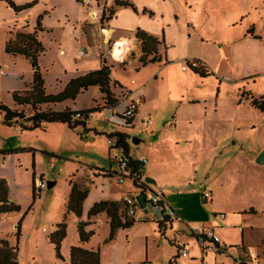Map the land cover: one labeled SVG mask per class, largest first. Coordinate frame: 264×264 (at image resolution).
<instances>
[{
    "label": "rangeland",
    "instance_id": "obj_1",
    "mask_svg": "<svg viewBox=\"0 0 264 264\" xmlns=\"http://www.w3.org/2000/svg\"><path fill=\"white\" fill-rule=\"evenodd\" d=\"M14 1L17 5L34 1L37 4L18 14L0 10V104L11 106L12 94L30 90L27 83L33 78L28 60L6 53L5 43L11 30L31 34L40 20L43 31H38L37 35L44 52L38 65L44 75L47 95L59 93V81L69 82L83 76L85 66L89 71L97 70V56L99 50L102 51L101 57L108 65L120 68L113 72L118 83L133 88L143 86L142 93L147 98V104L140 108L143 116H137L134 130L126 134L129 144L134 137L141 140L139 145H130L134 158L152 160L156 155L160 161L157 175L170 182L176 178L180 186L177 184L170 189L190 193L189 196L170 197L172 209L180 217L183 210L194 217L206 215L213 219L215 214H224L226 219H235L239 224L229 228L230 235L239 246L247 241L248 259L252 264H264V165H258L254 159L260 149L264 151V113L251 105L252 98L264 100V0H131L137 11L130 7L118 8L121 7L116 5L118 0L115 3L114 0ZM110 10H115L112 19L102 20L103 16H109ZM162 16L173 18L169 32L176 33L174 46L168 44L170 60H181L178 65L186 62L198 65L197 60H201L213 76L201 78L187 69H182L187 73L180 74L176 64L166 69V74L159 75L160 64L141 67L135 62L139 59L136 47L122 62L112 58V50L120 39L106 37L109 34L103 32L106 24L111 27L139 24L136 30H144L156 27L155 19ZM251 27L260 42L249 45L244 39H248L245 36H249ZM158 39L162 40L161 34ZM85 46L89 47L88 54L79 56L78 50ZM164 47L165 44L158 46L162 57ZM179 91L187 96L182 105L174 99ZM116 92L118 98L125 94L120 88ZM140 93L136 96L142 99ZM102 106L105 105L98 89L90 88L74 102L60 105L59 109L79 112ZM175 109L181 111V118L191 121L190 124H183L177 134L167 139L173 140L172 143L165 141L150 150V144L159 139L155 137L161 128L172 120ZM24 110L29 116L30 110ZM121 110L122 107L116 109L118 117L122 118ZM147 114H151L152 124L141 132L140 119ZM115 115L111 110L97 111L89 115L86 128L80 125L71 129V133L67 132L68 135L50 129L43 138H37L39 130L20 134L14 127L3 125L0 111V150L8 153L5 157L0 155V178L8 181L15 205L19 207L18 212L0 220V239L17 248L19 264L70 262L69 250L63 251L65 262L56 258L47 235L60 221L69 181L74 174L81 177L89 169H97L103 175L107 171H120L108 142L111 134L124 131L123 121ZM55 126L60 128V125L52 128ZM181 138L187 145L175 147ZM29 143L59 156L44 155L39 150L35 159L32 153L16 152ZM38 179H44L47 187L40 196L35 193L33 198L32 187L36 191ZM102 181L113 191L121 187L116 177L112 180L104 177ZM48 182H56V185L49 189ZM127 183L132 181L128 179ZM205 191H212V201H203L201 195ZM71 220L72 227L69 222L67 224L65 243H71L73 238L77 241V229L74 219ZM146 222L128 233H120L113 245H106L108 228L100 220L96 234L86 247L95 250L100 247L107 264H123L120 255L124 243L129 242L128 253L123 251L132 263L140 259L143 244L146 256V245L150 243L151 257L156 258L152 264H168V255L178 251L170 240L189 230L177 228L167 240L153 244V231L158 232V229ZM237 227H242L244 233Z\"/></svg>",
    "mask_w": 264,
    "mask_h": 264
},
{
    "label": "crops",
    "instance_id": "obj_2",
    "mask_svg": "<svg viewBox=\"0 0 264 264\" xmlns=\"http://www.w3.org/2000/svg\"><path fill=\"white\" fill-rule=\"evenodd\" d=\"M124 1H128V2L132 3L131 0H124ZM114 3H115V0H114ZM118 8H123V7H118ZM0 10L1 11H11V12H13L3 2H0ZM102 13H101V15H102ZM172 22H173V18H171V16H162L159 19H157V18L155 19L154 23L156 24V27L144 28V30L147 31L148 34H150V35H152L154 37H157V38H158V36H160V34L164 35L165 47H166V45L168 46V44H170V46L172 47V46H174L173 44L176 41L175 40L176 33L175 32H171V31L169 32V30H171L170 28H171V26L173 24ZM187 24L189 25L188 20H187ZM106 27L107 28H104V30L103 29L102 30H103V32H105V31L108 32L109 34H106L107 36L105 34L102 35V36H104V38L106 36L107 38L114 37L116 39L117 38L118 39H126L128 41H131L132 44L134 45V47H136V51H138L139 59H140V57L142 56L141 45H140V42L136 39L135 33H134L136 31V28L139 27V24H136L134 26L128 25L127 27L126 26L111 27L110 25L106 24ZM251 29H252V27H251ZM248 35L251 36V37L249 38V36H245L248 39H244V41L248 42L249 45L251 43L260 42L259 39L255 38L257 36L256 33H254V32H253V34H249L248 33ZM9 37H10V35L8 33V39H9ZM168 39H170L169 42H168ZM170 46L166 47L165 52L163 54V61L162 62L149 64L147 66L154 65V64H160L159 69H158L157 72H159V75L160 74L164 75V74L167 73V72H165L166 69H171V68L174 67V64H176L177 65L176 67L178 69V71H177L178 73H180V74L187 73L188 71L184 72L181 69L183 64L178 65L181 60H176V59L175 60H172V59L170 60L169 54H168V50L170 49ZM85 47H87V46H85ZM82 48H84V47H82ZM79 50H78V52H79ZM61 52H63V51H61ZM100 52H102V51L99 50V53H98V56H97L98 61H99V64H97V66H99V67H97L98 69L101 68V65H102V62H101L102 57H101ZM165 56H166V58H165ZM139 59L135 60V62L139 63ZM165 59H166V61H165ZM199 61L203 64V66H205L207 68V65H206L205 62H203L201 60H199ZM139 65H140V63H139ZM161 65H163V67ZM85 68H86V70H84L83 75H85V74H87V73H89L91 71H94V70H90L89 71L86 66H85ZM118 69H120V68L119 67H113L112 68L111 76H112V79L114 81L115 80L117 81V79L114 77L113 72L118 70ZM212 76H213V74H212ZM157 77L158 76H156L155 79H157ZM32 79L29 80V83H27V85L30 86V87H31ZM59 83H60V87H59V92H60V91L63 90V88L65 87V85L68 82L59 81ZM91 88L98 89V87H91ZM118 88H120V90H123L124 93H125L124 95H122L121 98H118V95H117V92H116V90ZM142 89H143V86H140V87H137V88H135V87L133 88L132 86H129V85H126V84H125V86L120 84V85H118L116 87H112L113 93L115 95H117V98H118L117 105L115 107H108V106L107 107H103L102 106V108H101V110H99V112L106 111V110H108V111L111 110L112 113L116 114L115 116L119 120L123 121L121 119V117H118L117 114H119V113H118V111H116V109L118 107H122V110H121V112H122L126 108V106L128 104V101L130 99H139V100H141V103H140V105L138 107V110L136 112V114H137L136 117L134 116L130 126L126 127L124 125V127H123L124 128L123 132H125V134H126V132L128 134H130V131L134 130L133 127H135L137 116L138 115L143 116V115H141V112H140L141 106L142 105L145 106L147 104V98L145 97L144 93H142ZM88 91H85L84 93H86ZM98 91H99V89H98ZM139 92H141L140 95L143 97L142 99H141L140 96H136L137 94H139ZM84 93L80 94L78 96V98L80 96L84 95ZM99 93H100V91H99ZM119 93H122V92H119ZM175 95L176 96L174 97V99H176V101L179 104L182 105L186 101L187 96L184 95L181 91L175 93ZM100 96L102 97V102H104L103 94L100 93ZM169 100H172V99H169ZM66 102H74V101H65L63 103H66ZM12 103H11V106H12ZM63 103L58 104V105H54V106H50V107L53 110H55V111H63V110L59 109V106L62 105ZM178 108H180V107H178ZM151 111H153V110H151ZM181 116H182L181 115V111L179 112L178 109L177 110L175 109L174 115L172 117V120L168 121L165 124V126L163 128H161V130L159 131V133L155 137V138H159V139H157V141L152 142L150 144V150L153 151L155 147H157L158 145H161L163 142L167 141V139L172 138L171 136H174L175 134H177L178 130L181 128V126L183 124H186V123L190 124L191 121L183 119V118H181ZM145 117H150L151 118V114H147V115H145L144 117H142L140 119V124L142 126L141 127V132H143L145 129L149 128V126L147 128H144L143 125H142V121H143V119ZM122 123L124 124V122H122ZM50 125H52V126H50ZM53 125H60V126H58L60 128H57L56 126H55V128H52ZM65 127H66V124H62V123H47L45 127L42 126L41 128L35 129V130H39L40 131V134L39 133L36 134V137L37 138H43L44 137L43 135H45V133H48L50 129H52V130L57 129L58 131H62V132L66 133L68 135V133H71V129L68 128V127H67L68 128L67 129ZM167 127H169V130H167ZM14 128L17 131H19L18 127H14ZM85 128H86V126H85ZM35 130L26 131V132H20L19 131V132H20V134H25V133L34 132ZM123 132H121V133H123ZM151 134L154 136V132H151ZM178 137H179V135H178ZM133 139L136 141V143L137 142L138 143L137 144L133 143L132 142ZM46 141L47 140H45V142ZM172 141L173 140H170V142L169 141H167V142L172 143ZM140 142H141L140 139L134 137V138L131 139L130 145L136 146V145H139ZM30 144H32V143H29L28 146H26V147H22L21 149H17L16 152L17 153L20 152V154H21V152H25L27 154H31L32 153L33 156L35 157V159H36V156L39 153V150L44 155L47 154V155L52 156V157L53 156H59L55 152L53 153L52 151H47L46 149L45 150L37 149V147L36 148L32 147ZM180 144L183 145V146H186L187 142L183 141V139L181 138L180 142L175 143L174 145H175V147H178ZM130 145H129V150H128L129 156L132 157L135 160H139V158H134L132 156V151L130 149ZM261 151H262V149H260L258 151V153L255 154L256 156L254 155L255 156L254 159L257 158V156L259 155V153ZM5 156H8V153L6 155H3V157H5ZM140 159H147V158H140ZM147 161H148L147 165L140 167V169H141L140 180L144 181L146 183V185H147V189L148 190L150 189L151 191H148V190L144 191L143 196L139 199V202H138V203H140V205H146L147 209L145 211H142L141 209H138L137 210V214H136V218L134 219L135 220L134 225L131 228H128V229H119V230H117L116 233H115L114 239L111 240L110 242H108V238H109V235H110V219H109L107 213L106 212L101 213V214H99V215H97V216H95V217H93L92 219L89 220V218H88L89 211L91 210V208L96 203H99L101 201L119 203L121 205V207L124 209L125 208V201L135 191H140V188L137 187V185H135L134 182H132L131 184H128L126 182L125 184L121 185V187L118 186L117 188H114V191H113L110 186L105 185V183H106L105 181H102L103 178L107 177V176H105V174L103 175V172L102 173L99 172V171L97 172L96 171L97 169H93V170L89 169L81 177L76 176V174H74L72 176V179L70 181L76 183L82 189H88L89 193H88L87 198L83 202V211H82V217L81 218H78L72 212H67L66 205H67V203L69 201V197H70V193H71V186H70V181H69V190H68V193L66 195V198L64 199L65 200L64 204L62 205L63 207H62L61 218L58 219L60 221H57L55 230L51 231V233L56 231L57 225L62 222L65 214H67V224L69 222L70 226L72 225L71 224L72 223L71 219L72 218L74 219V223H75V226H76V229H77L76 231H77V235H78L77 236V241H76L75 238H73L71 243L70 242H66L65 243L66 237L64 238V240L62 241V244H61V253H62V256L64 258H66V256L63 255V251L64 252H68V250H69V252H71L72 247H75V246H80V247H82V248H84L86 250H95L94 248L89 249V248L86 247L87 244L89 242H91V239L87 243H81L80 242L79 233H78V227H77L79 221L91 222V225L87 228V230L95 229L96 225L99 223V221L100 220L103 221L106 224V226L108 228V233H109L108 237L105 240V244L106 245H113L120 233H124V232L128 233L129 231L133 230L137 225H142L143 221L144 222L147 221L146 223L153 224V226L157 227V229H158V232L157 231H153V234H154L153 235V239H155L153 244H155L156 242H158L160 240H167L169 235H172V234L176 233V229L177 228L178 229L183 228V229L189 230V232H183V234H180V235L177 234L175 237L173 236L174 239L170 240L171 244L176 246L178 251H177V253L173 252V253H170V255H168V260H169L168 264H240L241 262H246L248 264H252L251 260L248 259V258H250V252H249V250L247 249V246H246V244H248L247 241L246 242L243 241L242 246H239V244H237L234 241L233 237L230 235V233L228 231L229 228H234L236 225L239 224V223H237V221L235 219H232V220L226 219V215H225V218H221L220 217L221 214H219V215L215 214L213 219L208 218L206 215H199L198 216L199 218H198V217H194L193 215L186 214L185 212H183V210H182L183 215H181V217H180L177 214V212L175 211L174 208H173V210L177 214L178 218L177 219L170 218L168 216L167 212L164 210V207H166V206H169L171 208L173 207L172 204H171L170 197L175 196L176 194L177 195H181V196H189L190 193H188L187 191H179V192H177L176 191L177 189H170L173 186H176L177 184H178L177 186H180L179 183L177 182L176 178H175L174 182H170V180L169 181L168 180L167 181L166 180H162L157 175L156 171L158 170V167L160 166V164H159L160 161L156 157V155L153 156L152 160H148L147 159ZM185 163H187V162L185 161ZM99 173H101V174H99ZM40 177L44 178V175L41 174ZM112 178L113 177H110L111 180H112ZM0 179H3V180L6 181L7 186H8V200H9L10 203L15 204L16 201H15V198L13 197V195L10 192V186L8 184V181L5 178H0ZM35 179H36V177H35ZM55 185H56V182H53V186H55ZM147 194H150L151 196H152V194H160L162 196V198H163V201H164L163 204L160 205V206L148 205L147 201H148V199H150L151 196L149 197V195H147ZM32 195H33V198H34V189H33V187H32ZM201 197H202V195H201ZM212 200H213V193H212ZM125 210L126 209H124V212H125ZM70 226H69V228H70ZM208 228H213L216 231V233L220 236V238H221V245L219 246L220 247V251H215V250L204 251L203 248L200 246V239L196 235L195 231L198 230V229H208ZM237 228L241 229V232L244 233V229L242 227H237ZM44 230L48 231L49 229L48 228H44ZM68 230L69 229H67V235H68ZM95 232H96V229H95ZM155 235H157V236H155ZM48 236L49 235H47L48 244L51 245L54 248V245H52L50 243V241L48 239ZM64 243H65V246H64ZM249 243H250V240H249ZM255 244H256V242H255ZM146 246H147V248H146V256L144 254V244H143L142 255H141L140 259L135 261L134 263H132L130 261V257L128 256V254H126V253H128L129 242L127 241L126 243H124L123 250L125 249L127 252L125 254H124L123 250L121 252L120 259H121L122 263L123 264H152V261L155 260L156 258L155 257H153V258L151 257V244L148 243V245H146ZM235 246H237V247H235ZM184 247L188 248V250H189V253H188L187 257H182L181 254H180V250L182 248H184ZM245 249L247 250V252H246ZM97 250L100 251L101 264H107V263L104 262V259H103V251L100 250V247H98ZM233 254H234V256L236 255L237 257H233L232 256ZM163 256H165V255L163 254ZM144 259H146V260L143 261Z\"/></svg>",
    "mask_w": 264,
    "mask_h": 264
},
{
    "label": "trees",
    "instance_id": "obj_3",
    "mask_svg": "<svg viewBox=\"0 0 264 264\" xmlns=\"http://www.w3.org/2000/svg\"><path fill=\"white\" fill-rule=\"evenodd\" d=\"M15 14L26 11L34 7L37 2H30L24 5H17L14 0H0ZM117 6L130 7L134 11L136 7L128 1H116ZM108 17H102V20L109 22L112 19L115 10L109 11ZM146 13V10H144ZM9 32V39L5 43V50L8 55L22 56L29 61L33 69V79L30 90L24 92H14L12 94V106H6L0 104V111L3 114V125L6 127H19L20 132L33 131L41 128L47 123H62L67 124L70 129L77 128L82 125L86 126V121L89 119V115L101 110L100 108L88 109L85 111L74 112L70 109L63 111H55L50 106L61 104L65 101H75L80 94L88 91L91 87H98L100 93L104 96V107H115L118 103L115 94L112 91V87L120 85L116 80L112 79V65H108L105 59H101V68L91 71L83 76L76 77L69 81L62 91L56 95H47L45 92V79L41 72L38 59L44 52L43 45L38 41V31H43L40 20H37L35 31L31 34L23 32ZM136 39L140 42L142 56L139 59L141 67H146L149 64L160 63L163 61V57L158 52V46L164 44V35L162 40L154 37L143 29L138 28L135 32ZM249 34H253V30L250 29ZM259 39L257 36L255 37ZM166 58V56H165ZM166 61V59H165ZM167 63V62H166ZM200 63L196 66H192V62H186L183 65L189 67L195 75L201 78H207L212 76V73ZM122 66V65H121ZM123 69L125 70V63H123ZM252 107L260 110L264 113V100L252 98ZM30 110V115H26L25 110ZM77 113L81 114L80 118H73ZM124 125L130 126L131 120L121 118ZM118 136L124 152L127 156L129 150L128 135L121 132H116L110 135ZM0 155H6L5 151L0 150ZM130 159H133L130 157ZM107 177H113V173L107 171L104 173ZM139 175H141V169H139ZM35 179V176H34ZM71 193L69 201L66 205L67 212L74 213L78 218L82 217L83 202L87 198L89 190L80 188L76 183L70 181ZM144 188L146 187L143 185ZM141 186V187H143ZM148 190V189H146ZM148 191H151L150 189ZM35 197V193H34ZM126 209V208H124ZM124 209L119 203L101 201L96 203L88 213L89 220L93 217L106 212L110 219V235L108 242L114 239L115 233L119 229H128L134 225V219H127ZM19 207L8 200V186L5 180L0 179V220L7 214L18 212ZM91 225V222H78V233L81 243H87L96 234L95 229L87 230ZM67 235V214L61 223L57 225L55 232L48 236V239L52 245H54L55 256L58 260L65 262L61 253V244ZM237 247V246H235ZM17 248L10 246L7 240H0V264H19L17 259ZM68 264H101L100 251L99 250H86L80 246L72 247L70 252V262Z\"/></svg>",
    "mask_w": 264,
    "mask_h": 264
},
{
    "label": "built area",
    "instance_id": "obj_4",
    "mask_svg": "<svg viewBox=\"0 0 264 264\" xmlns=\"http://www.w3.org/2000/svg\"><path fill=\"white\" fill-rule=\"evenodd\" d=\"M89 52V47H84L79 50L78 55L79 56H86ZM197 64L195 62H192V66H196ZM181 69L185 71V69H189L187 65H182ZM141 103V100L139 99H130L128 101V104L126 108L123 111V117L126 120H133L134 116L136 115V112L138 110V107ZM81 114L77 113L73 116V118H80ZM152 124V120L150 117H145L142 121V125L144 128H147ZM110 150L112 154L113 160L116 161L119 167V172H112L113 177H116V182L119 185H123L127 182L128 179H130L132 182H134L137 187L140 188V191H135L126 201H125V216L127 219H135L137 210L141 209L142 211H145L147 209L146 205H140L139 199L143 196L144 191L147 189V185L144 181L140 180L139 169L141 166L147 165L148 161L147 159H130V156H127L124 152V149L122 147V144L120 142V139L118 136H111L108 139ZM145 185L146 187L144 188ZM143 186V187H141ZM37 189L34 193L37 194V196H40L42 190L46 189V183L43 179H38L37 184L35 185ZM203 201H212V192L211 191H205L202 194ZM163 198L160 194H152L150 199H148L147 204L148 205H155L160 206L163 204ZM164 210L167 212L168 216L173 219H177L178 216L174 212V210L166 206L164 207ZM221 218H225L224 214L220 215ZM196 235L200 239V246L203 248L204 251H220V245H221V238L216 233V231L213 228L208 229H198L195 231ZM189 253L188 248L184 247L180 250V254L182 257H187Z\"/></svg>",
    "mask_w": 264,
    "mask_h": 264
},
{
    "label": "bare ground",
    "instance_id": "obj_5",
    "mask_svg": "<svg viewBox=\"0 0 264 264\" xmlns=\"http://www.w3.org/2000/svg\"><path fill=\"white\" fill-rule=\"evenodd\" d=\"M91 17H95L94 13L91 14ZM132 49H134V46L131 41L120 39L112 50V58L116 61H124L128 52Z\"/></svg>",
    "mask_w": 264,
    "mask_h": 264
},
{
    "label": "water",
    "instance_id": "obj_6",
    "mask_svg": "<svg viewBox=\"0 0 264 264\" xmlns=\"http://www.w3.org/2000/svg\"><path fill=\"white\" fill-rule=\"evenodd\" d=\"M133 143L137 144L136 141L133 139L132 140ZM255 162L258 164V165H264V151H262L258 156L257 158L255 159ZM147 181V180H146ZM148 182V181H147ZM149 183V182H148ZM53 186V182H48V188L50 189L51 187ZM240 264H248L246 262H241Z\"/></svg>",
    "mask_w": 264,
    "mask_h": 264
}]
</instances>
